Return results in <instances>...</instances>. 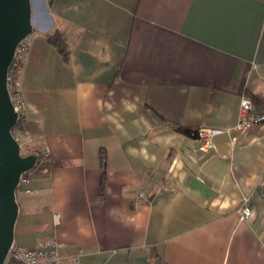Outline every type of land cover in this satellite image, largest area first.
Listing matches in <instances>:
<instances>
[{
	"label": "crops",
	"instance_id": "obj_1",
	"mask_svg": "<svg viewBox=\"0 0 264 264\" xmlns=\"http://www.w3.org/2000/svg\"><path fill=\"white\" fill-rule=\"evenodd\" d=\"M30 2L20 135L49 159L15 190L12 242L54 238L83 264H264V122L211 151L189 135L234 125L242 96L264 106V0Z\"/></svg>",
	"mask_w": 264,
	"mask_h": 264
},
{
	"label": "built area",
	"instance_id": "obj_2",
	"mask_svg": "<svg viewBox=\"0 0 264 264\" xmlns=\"http://www.w3.org/2000/svg\"><path fill=\"white\" fill-rule=\"evenodd\" d=\"M31 39L32 31L18 40L7 69L6 88L13 110L16 113L15 122L23 120L24 103L18 89L17 75L25 63ZM261 122H264V106L256 109L249 97L242 96L239 101L237 119L234 125L224 127L200 125L190 129L189 135L198 140V148L200 150L211 151L214 149L213 139L216 135L225 133L230 137V141L235 143L238 137L245 134L251 126ZM12 134L19 144L20 154L25 155L24 147L26 141L21 138L17 130L12 129ZM38 152L42 158L39 161H34L30 168L20 173L17 186L19 184H28L40 172H47L48 168L42 166L41 162L49 159V151L45 147L39 149ZM25 191L28 192L29 189H25ZM136 200H146L143 192L136 194ZM239 214L241 219H247L251 215V209L247 204L246 198L243 200ZM55 222L58 223V215L55 216ZM61 246L62 243L54 238L42 239L29 249L20 248L12 242L7 256H11L22 264H83L81 261L82 250L79 249L74 253L61 255L59 253Z\"/></svg>",
	"mask_w": 264,
	"mask_h": 264
},
{
	"label": "water",
	"instance_id": "obj_3",
	"mask_svg": "<svg viewBox=\"0 0 264 264\" xmlns=\"http://www.w3.org/2000/svg\"><path fill=\"white\" fill-rule=\"evenodd\" d=\"M32 31L30 0H0V264L13 240L18 206L15 199L19 175L30 168L33 154L21 155L12 134L16 121L6 88V75L14 47Z\"/></svg>",
	"mask_w": 264,
	"mask_h": 264
},
{
	"label": "trees",
	"instance_id": "obj_4",
	"mask_svg": "<svg viewBox=\"0 0 264 264\" xmlns=\"http://www.w3.org/2000/svg\"><path fill=\"white\" fill-rule=\"evenodd\" d=\"M46 39L48 42H50L52 45H54L59 50V52L63 56V59L66 60L68 57V49H67L66 43L63 40V38H61V36L58 33H47ZM12 129L17 130L18 133L21 134L23 130V120H19L15 122ZM24 149L26 151V154H33L35 156V161H39L42 158L38 152L39 149L30 150L26 147V145ZM100 162H101V191L100 192L103 193L105 179H106V156H105L104 150L102 149L100 150ZM4 264H22V263L19 261H16L11 256H7Z\"/></svg>",
	"mask_w": 264,
	"mask_h": 264
}]
</instances>
